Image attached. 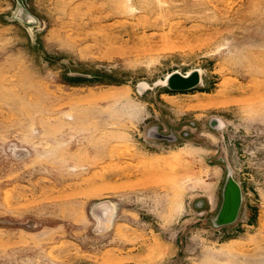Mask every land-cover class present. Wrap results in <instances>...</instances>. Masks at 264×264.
I'll return each instance as SVG.
<instances>
[{
    "label": "rangeland",
    "instance_id": "obj_1",
    "mask_svg": "<svg viewBox=\"0 0 264 264\" xmlns=\"http://www.w3.org/2000/svg\"><path fill=\"white\" fill-rule=\"evenodd\" d=\"M0 264H264V0H0Z\"/></svg>",
    "mask_w": 264,
    "mask_h": 264
},
{
    "label": "water",
    "instance_id": "obj_2",
    "mask_svg": "<svg viewBox=\"0 0 264 264\" xmlns=\"http://www.w3.org/2000/svg\"><path fill=\"white\" fill-rule=\"evenodd\" d=\"M199 81L197 73L186 77L182 73L173 74L168 83L173 90L185 91L194 87ZM242 204V189L240 184L228 175L224 187V200L217 216V224L224 225L234 222L239 214Z\"/></svg>",
    "mask_w": 264,
    "mask_h": 264
},
{
    "label": "bare ground",
    "instance_id": "obj_3",
    "mask_svg": "<svg viewBox=\"0 0 264 264\" xmlns=\"http://www.w3.org/2000/svg\"><path fill=\"white\" fill-rule=\"evenodd\" d=\"M196 71H192V72H190V73H188V74H186V75H184V76H186V77H188V76H190L191 74H193V73H195ZM179 72H173V73H171L169 76H168V80L170 79V77L173 75V74H178Z\"/></svg>",
    "mask_w": 264,
    "mask_h": 264
}]
</instances>
